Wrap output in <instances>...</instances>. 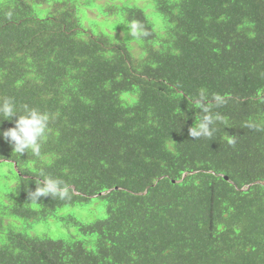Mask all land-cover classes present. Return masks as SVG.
<instances>
[{
	"label": "trees",
	"instance_id": "1",
	"mask_svg": "<svg viewBox=\"0 0 264 264\" xmlns=\"http://www.w3.org/2000/svg\"><path fill=\"white\" fill-rule=\"evenodd\" d=\"M100 1L0 0V101L51 117L39 158L0 118V264H264V0Z\"/></svg>",
	"mask_w": 264,
	"mask_h": 264
},
{
	"label": "clouds",
	"instance_id": "2",
	"mask_svg": "<svg viewBox=\"0 0 264 264\" xmlns=\"http://www.w3.org/2000/svg\"><path fill=\"white\" fill-rule=\"evenodd\" d=\"M130 35L139 39L141 35H148L147 32L141 33L135 21L129 25ZM207 100L205 92L199 93L200 111L202 113L199 121L189 129V135L194 139L211 138L215 132L217 121L223 122L219 113H213L210 103H204ZM213 100L219 105L223 103L219 96L213 97ZM19 114L15 121V126L3 131V137L14 145L13 151L19 155L25 151H31L32 155L41 157V143L49 128L50 115L38 108L25 105L22 109L18 108L11 98L0 101V118L11 120ZM252 125H249L251 127ZM230 145H235V140H229ZM38 176L44 177L43 181L37 179V188L30 192V199L38 200L41 196H48L53 199L63 200L69 196V189L63 179L48 176L43 170Z\"/></svg>",
	"mask_w": 264,
	"mask_h": 264
},
{
	"label": "rangeland",
	"instance_id": "3",
	"mask_svg": "<svg viewBox=\"0 0 264 264\" xmlns=\"http://www.w3.org/2000/svg\"><path fill=\"white\" fill-rule=\"evenodd\" d=\"M103 1L104 0H101L99 3H103ZM89 15L91 17H96L95 12H93V11H89ZM9 169H10L9 166L2 167V170L3 171H7L8 173H9ZM6 183L7 182H2L1 185H6ZM56 228H57L56 226L54 227V229L50 228V232L49 233L52 235V233L56 230Z\"/></svg>",
	"mask_w": 264,
	"mask_h": 264
},
{
	"label": "bare ground",
	"instance_id": "4",
	"mask_svg": "<svg viewBox=\"0 0 264 264\" xmlns=\"http://www.w3.org/2000/svg\"><path fill=\"white\" fill-rule=\"evenodd\" d=\"M39 63V62H38ZM94 64V63H93ZM54 78V77H52ZM53 82V81H52ZM27 88V87H26ZM51 88V87H50ZM42 89V88H41ZM66 92V91H65ZM54 98V97H53ZM21 100V99H20ZM51 100V99H50ZM49 103V102H48ZM58 103V102H57ZM44 105V104H43ZM49 106V105H48ZM56 106V105H55ZM78 108V107H77ZM51 109V108H50ZM58 109V108H57ZM51 112V111H50ZM54 113V112H53ZM51 118V117H50ZM27 156V155H26ZM41 161V160H40ZM40 163V162H39ZM24 165V164H23ZM38 165V164H37ZM77 168V167H76ZM22 172V171H21ZM33 173V172H32ZM49 173V172H48ZM47 174V173H46ZM51 174V173H50ZM69 174V173H68ZM87 174V173H85ZM85 176V175H84ZM77 177V176H76ZM43 178V177H42ZM74 179V178H73ZM72 180V179H71ZM29 182V181H28ZM70 182V181H69ZM75 182V181H74ZM31 185V184H30ZM89 188V187H88ZM89 190V189H88ZM25 191V190H24ZM80 191V190H79ZM2 194V193H1ZM3 198V197H2ZM14 198V197H13ZM71 198V197H70ZM90 200V198H89ZM3 202V201H2ZM92 203V202H91ZM95 205V204H94ZM72 206V205H71ZM3 223V222H2ZM8 223V222H7ZM29 227V226H28ZM32 228V227H31ZM35 251V250H34ZM36 255V254H35ZM19 261V260H18ZM29 262V261H28ZM32 264V263H31Z\"/></svg>",
	"mask_w": 264,
	"mask_h": 264
},
{
	"label": "water",
	"instance_id": "5",
	"mask_svg": "<svg viewBox=\"0 0 264 264\" xmlns=\"http://www.w3.org/2000/svg\"><path fill=\"white\" fill-rule=\"evenodd\" d=\"M226 179L228 180V177H226Z\"/></svg>",
	"mask_w": 264,
	"mask_h": 264
}]
</instances>
